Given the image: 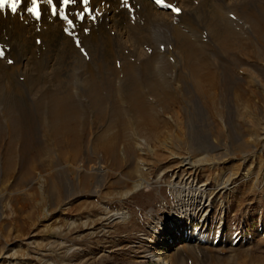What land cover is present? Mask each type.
Here are the masks:
<instances>
[{"label": "rangeland", "instance_id": "374dc122", "mask_svg": "<svg viewBox=\"0 0 264 264\" xmlns=\"http://www.w3.org/2000/svg\"><path fill=\"white\" fill-rule=\"evenodd\" d=\"M140 1L0 10V264H264V0Z\"/></svg>", "mask_w": 264, "mask_h": 264}, {"label": "bare ground", "instance_id": "6f19581e", "mask_svg": "<svg viewBox=\"0 0 264 264\" xmlns=\"http://www.w3.org/2000/svg\"><path fill=\"white\" fill-rule=\"evenodd\" d=\"M168 2V5H172L174 7H178L176 5V0H166ZM107 3L109 2V0H91V9H92V12H91V15L92 16H96V19L97 21H103V22H107L108 18H110L109 16V11H108V8L105 7L103 5V3ZM154 2H157V0H155ZM222 3H224V0H221ZM105 3V4H106ZM139 3H141V1L139 0ZM143 4V3H142ZM159 5L161 6H165L166 4L162 1L161 3H158ZM103 5V6H102ZM107 6V5H106ZM117 7V6H116ZM171 8V7H170ZM179 8V7H178ZM173 10V8H171ZM204 9V8H203ZM163 12V11H162ZM184 12L185 10L183 8H181V12L179 14H177L174 10H173V13L174 15L176 16V19L178 20L179 17H181L182 15H184ZM187 12V11H186ZM191 15H194L195 14H191ZM203 15V14H201ZM91 16V17H92ZM153 26H155V23L152 24ZM156 27V26H155ZM17 29V28H16ZM158 29V28H156ZM19 31V30H18ZM166 31L168 32V34L172 35L173 34V31L172 29H169L167 28ZM119 35V34H118ZM110 38H108L109 40ZM105 40V39H104ZM113 40V38H112ZM103 43V42H102ZM106 45V43H104ZM98 45V44H97ZM13 49L16 50L17 53H20V47L18 46V44H14ZM18 60L19 62H16L17 63V67L18 69L20 68V65L22 64L23 62V56L20 54V56L18 57ZM18 72H20V70H18ZM226 75V74H225ZM231 76V75H230ZM146 143V141H142V145H144ZM189 155V154H188ZM182 158V157H181ZM194 159H192V157L189 155V156H186L184 159H183V162H182V165L181 166H186V169H192L194 167ZM196 164V163H195ZM189 178V177H188ZM187 178V179H188ZM146 184V181L143 180L138 183L135 184L134 188L135 189H139L141 187H143L144 185ZM179 185V184H178ZM180 186V185H179ZM227 186V185H226ZM225 186V187H226ZM229 186V185H228ZM176 187V186H175ZM175 189V188H174ZM183 190L182 191H179V192H183L182 194L185 195L187 197V201H184V203H182V205H180L181 207V210H188V213L191 211V210H194L195 208H198L200 206H205V207H208V210L209 209H212L213 206L215 205L213 202L215 201L213 199V195L215 194V192H212L211 188L208 186L207 183H204V184H199L197 180L191 178V180H188L187 181V184H185L182 188ZM224 189V188H223ZM228 189V188H227ZM182 196V195H181ZM180 196V197H181ZM186 200V199H184ZM225 206H222V211H224V208ZM198 210V209H197ZM113 215H115L116 217L118 218H124L123 217V214L122 212H115ZM115 217V218H116ZM189 230V229H188ZM188 236H191L193 238H196L200 241H207L208 239H210L209 236H207L206 234H204L202 231H199L197 229H192L190 230V232H188L187 234V237ZM231 238V237H230ZM188 239V238H187ZM215 240V239H214ZM233 242H238L240 241V239H236L235 237L232 239ZM220 241V239L218 240ZM216 241V242H218ZM231 241V240H230ZM171 247V246H170ZM161 264H171V261L170 259L168 260H164V259H161L160 260Z\"/></svg>", "mask_w": 264, "mask_h": 264}, {"label": "snow or ice", "instance_id": "6c2138e0", "mask_svg": "<svg viewBox=\"0 0 264 264\" xmlns=\"http://www.w3.org/2000/svg\"><path fill=\"white\" fill-rule=\"evenodd\" d=\"M24 2V0H0V10L5 8H10L12 13H17L20 5ZM47 3L51 5V12L53 15H57L59 13L60 17L68 22L69 25H71L72 29L75 28V22L74 18L70 19L66 13V9L69 5L77 4L82 2L84 5L85 11H80L77 13V16L82 21L85 19V13L91 14L92 9L89 7L90 0H31V6L27 8V11L29 13H32L34 17L39 20L41 18V10L40 5L41 3ZM127 2V0H125ZM162 0H157V3H161ZM58 5L60 6L58 8ZM168 7L173 8V10L179 14L181 12V9L178 7H174L172 5H168ZM96 16H92V20L95 21ZM66 32H68L69 35L75 36L76 34L71 29H65ZM85 31H89V29H85ZM75 43L77 47H80V40L77 38L75 40ZM81 51L84 52V55L87 56V52L84 51L83 48H81ZM4 52L3 49L0 48V56H3ZM9 63H12V61H9Z\"/></svg>", "mask_w": 264, "mask_h": 264}]
</instances>
